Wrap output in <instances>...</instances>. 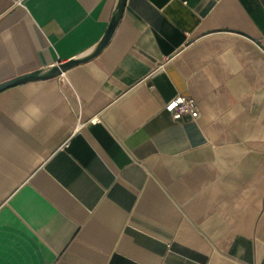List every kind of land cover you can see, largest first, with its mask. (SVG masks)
Returning a JSON list of instances; mask_svg holds the SVG:
<instances>
[{
  "label": "crops",
  "instance_id": "obj_1",
  "mask_svg": "<svg viewBox=\"0 0 264 264\" xmlns=\"http://www.w3.org/2000/svg\"><path fill=\"white\" fill-rule=\"evenodd\" d=\"M118 1L0 0V83ZM0 264H264L263 0H127L0 91Z\"/></svg>",
  "mask_w": 264,
  "mask_h": 264
},
{
  "label": "water",
  "instance_id": "obj_2",
  "mask_svg": "<svg viewBox=\"0 0 264 264\" xmlns=\"http://www.w3.org/2000/svg\"><path fill=\"white\" fill-rule=\"evenodd\" d=\"M126 4H127V0L118 1L115 13L112 17V20L108 26V29L105 35L102 37L100 42L95 46V48L91 52H88L87 54L83 56L70 59L66 62H59L48 68H42V69H38L32 72L18 75L10 80L0 83V91L5 90L9 87L21 85V84L31 82V81L51 79V78L60 76L64 72H66L68 69L97 57L99 54L103 52V50L107 47V45L111 41V38L120 20L122 19L124 15Z\"/></svg>",
  "mask_w": 264,
  "mask_h": 264
},
{
  "label": "built area",
  "instance_id": "obj_3",
  "mask_svg": "<svg viewBox=\"0 0 264 264\" xmlns=\"http://www.w3.org/2000/svg\"><path fill=\"white\" fill-rule=\"evenodd\" d=\"M172 111L175 120L181 119L184 115H190L193 119L199 117V108L193 97L178 94L167 104Z\"/></svg>",
  "mask_w": 264,
  "mask_h": 264
}]
</instances>
